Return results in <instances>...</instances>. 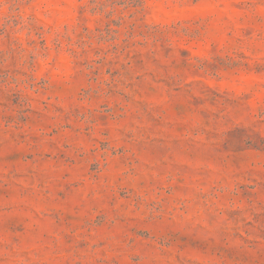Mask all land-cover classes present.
<instances>
[{
	"label": "rangeland",
	"instance_id": "374dc122",
	"mask_svg": "<svg viewBox=\"0 0 264 264\" xmlns=\"http://www.w3.org/2000/svg\"><path fill=\"white\" fill-rule=\"evenodd\" d=\"M0 264H264V0H0Z\"/></svg>",
	"mask_w": 264,
	"mask_h": 264
}]
</instances>
